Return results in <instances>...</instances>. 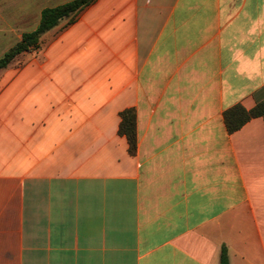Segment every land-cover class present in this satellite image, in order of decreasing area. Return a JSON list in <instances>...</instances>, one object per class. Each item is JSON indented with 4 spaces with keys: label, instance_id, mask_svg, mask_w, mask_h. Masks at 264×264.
Masks as SVG:
<instances>
[{
    "label": "crops",
    "instance_id": "obj_1",
    "mask_svg": "<svg viewBox=\"0 0 264 264\" xmlns=\"http://www.w3.org/2000/svg\"><path fill=\"white\" fill-rule=\"evenodd\" d=\"M73 0H0V58ZM0 71V264H264V0H97ZM136 114L137 150L120 133Z\"/></svg>",
    "mask_w": 264,
    "mask_h": 264
},
{
    "label": "trees",
    "instance_id": "obj_2",
    "mask_svg": "<svg viewBox=\"0 0 264 264\" xmlns=\"http://www.w3.org/2000/svg\"><path fill=\"white\" fill-rule=\"evenodd\" d=\"M97 0H73L64 5L45 9L41 14V20L37 29L33 32L23 34L20 42L9 49L0 58V71L8 69L28 52L40 47L41 37L57 27L65 19H69V24L75 21L76 16L93 5ZM264 116V103H259L253 110L247 111L242 106H235L224 114L227 131L232 134L241 129L253 118ZM120 133L127 138L131 154L137 150L136 114L133 110L123 113L120 125ZM219 264H230L228 250L222 247Z\"/></svg>",
    "mask_w": 264,
    "mask_h": 264
},
{
    "label": "rangeland",
    "instance_id": "obj_3",
    "mask_svg": "<svg viewBox=\"0 0 264 264\" xmlns=\"http://www.w3.org/2000/svg\"><path fill=\"white\" fill-rule=\"evenodd\" d=\"M23 61H24V56H22V57L18 60V62L14 63V64L12 65V67H13V68H16V67L22 66V65H23Z\"/></svg>",
    "mask_w": 264,
    "mask_h": 264
}]
</instances>
